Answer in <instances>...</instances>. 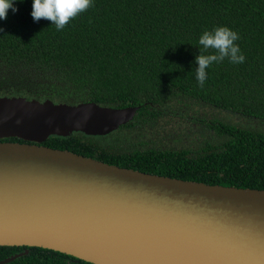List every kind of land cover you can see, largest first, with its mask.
Here are the masks:
<instances>
[{
    "label": "trees",
    "instance_id": "obj_1",
    "mask_svg": "<svg viewBox=\"0 0 264 264\" xmlns=\"http://www.w3.org/2000/svg\"><path fill=\"white\" fill-rule=\"evenodd\" d=\"M32 4L13 0L17 11L0 19V96L140 105L132 121L108 135H51L42 144L154 174L264 189V126L256 123L264 125V0H92L62 31L47 19L34 21ZM221 26L238 33L245 62L214 64L200 87L199 37ZM220 110L231 117L208 121ZM172 112L204 123L210 141L203 129L179 139L184 147L174 136L164 144L146 139ZM27 250L6 264H94L11 245H0V261Z\"/></svg>",
    "mask_w": 264,
    "mask_h": 264
},
{
    "label": "water",
    "instance_id": "obj_2",
    "mask_svg": "<svg viewBox=\"0 0 264 264\" xmlns=\"http://www.w3.org/2000/svg\"><path fill=\"white\" fill-rule=\"evenodd\" d=\"M139 109L0 96V245L94 264H264V189L154 174L42 144L51 135H108ZM9 137L24 142L2 140Z\"/></svg>",
    "mask_w": 264,
    "mask_h": 264
},
{
    "label": "clouds",
    "instance_id": "obj_3",
    "mask_svg": "<svg viewBox=\"0 0 264 264\" xmlns=\"http://www.w3.org/2000/svg\"><path fill=\"white\" fill-rule=\"evenodd\" d=\"M93 7L92 0H33L31 16L34 21L41 18L52 22L57 31H62L73 19ZM13 0H0V19L7 18ZM240 37L236 31L228 27H216L211 31L205 30L199 37V55L195 57L196 80L203 87L208 78L207 70L214 64L228 60L232 64H242L245 56L235 43Z\"/></svg>",
    "mask_w": 264,
    "mask_h": 264
},
{
    "label": "rangeland",
    "instance_id": "obj_4",
    "mask_svg": "<svg viewBox=\"0 0 264 264\" xmlns=\"http://www.w3.org/2000/svg\"><path fill=\"white\" fill-rule=\"evenodd\" d=\"M221 111L222 110L214 111L213 113L208 115V117L210 119L208 121H212L214 119L224 121V119L228 120V117H231L230 115H224L223 112H221ZM235 118L241 122H245V120L240 118V117H235ZM180 120L181 119L178 118L173 112L170 114L169 118L163 117L161 119L160 123L155 128L148 129L146 139H148V140L149 139L159 140L160 142H162L164 144V143H167V142H170L171 140H173L172 138L174 136V141L177 140V142L175 141L176 146L184 147L183 144H179V143H181L179 141V139L184 138L185 140L189 141L191 139V136L194 133L193 129H203L201 131L202 139L204 138L206 141H210L209 137L207 136L208 130H204V129H208L204 123L195 122V120L193 118L185 120L186 122L180 121ZM252 123L255 125V122H252ZM256 123L258 125L264 126L263 124H259L258 122H256ZM165 129H168V132L172 130L170 133H173V134L167 135L164 132ZM176 129H189V130L185 131V133H183L181 131L177 132ZM169 138H171V139H169ZM185 147H187V146L185 145Z\"/></svg>",
    "mask_w": 264,
    "mask_h": 264
}]
</instances>
